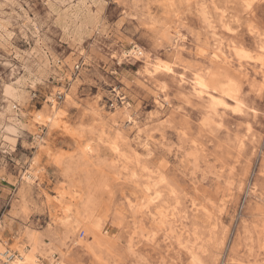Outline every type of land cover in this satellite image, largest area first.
<instances>
[{
  "label": "rangeland",
  "instance_id": "374dc122",
  "mask_svg": "<svg viewBox=\"0 0 264 264\" xmlns=\"http://www.w3.org/2000/svg\"><path fill=\"white\" fill-rule=\"evenodd\" d=\"M97 3L0 0V254H15L31 228L45 245L60 244L56 257L93 264L73 242L88 236L84 227L61 238L62 223L84 219L89 192L69 185L60 165L67 155L88 161L74 180L92 174L106 183L95 191L93 219L104 232L97 252L110 264H264V0ZM78 15L92 18L79 42L59 25ZM135 46L142 58L123 54ZM159 59L174 73L145 71ZM197 79L212 93L232 87L243 111H232L228 96L232 107L209 111ZM68 89L75 102L51 129L39 118L51 98L63 106ZM123 101L138 129L116 110Z\"/></svg>",
  "mask_w": 264,
  "mask_h": 264
},
{
  "label": "bare ground",
  "instance_id": "6f19581e",
  "mask_svg": "<svg viewBox=\"0 0 264 264\" xmlns=\"http://www.w3.org/2000/svg\"><path fill=\"white\" fill-rule=\"evenodd\" d=\"M60 20L61 21H60L59 25H60L61 29H63V31L66 34L73 35L74 37H76L77 38V41L78 40H82V38H84L83 37V34L89 28L90 24H92V18H91V16H88V15H82V16H79L78 15L77 18H75V20H71V21L68 18H65V16H63ZM214 39H215V36H214L213 40ZM217 46H218V44H217ZM136 47H138V48H136ZM263 48H264V46H263ZM220 49H222V48H220ZM242 51L244 52V50H242ZM128 53H130L132 55H135L137 57L139 56L138 58H142L143 55H144L143 54V50L139 46H135L133 49H131L129 51H126L123 54L124 55H127ZM230 53H231V51H230ZM201 54H203V53H201ZM140 55H142V56L140 57ZM259 59H261V58L256 57V60H259ZM70 64H71V61H70ZM165 66L171 67L172 68V74L174 73V69L170 65V63L169 62H166L164 60H161V59H159L155 63H152L151 62V63L147 64L146 65V68H145V71L147 73H149L150 75L151 74L153 75L156 72H158L157 71V67H159L161 70H164ZM200 80L203 81L205 84L209 85L208 82L205 79H200ZM183 81H184V79H183ZM222 86H223L222 84L221 85H216V87H215L216 90H215L214 93L210 92V88H211L210 86L209 87H205L203 89L204 95L207 96V99L209 101L208 102V105H207V108H208L209 111H216L217 112L219 106H223V104H227V102L225 100V96L234 98L235 99V102L237 100H239L238 99V96L235 94V92L233 91L232 87L229 86L228 89H227V87L225 88V87H222ZM195 91H198V93L201 91V89L199 88V85H198V87L195 88ZM70 93H71V91H69V89L66 90L67 99H66V102H65V104L63 106H57V105H55V103L52 104L54 102V100L51 98V105H50L49 109H46V113H44L43 114V117L39 118V120L41 122H43V123H46V125H48L49 128H51V129L62 128V126H63L62 119L64 118V116L63 117L59 116V113L64 112L67 115V110L66 109L68 108V105L71 104L72 102L73 103L75 102V100H74V93H75V91H72V94H70ZM198 93H197V95H198ZM226 93H227V95H225ZM238 94H240V93H238ZM199 96H201V95H199ZM121 99L122 100H125L126 99V96L123 95ZM215 101H222V103H219L218 104V103H215ZM122 103H123L122 109H118V107H117L116 110L119 111L120 113L124 114L123 118H125L127 120V122H129V124L131 125V128L132 129L133 128H137L138 129L139 127H138L137 121L134 118V116L132 115V113L130 112L129 103H126V101H123ZM240 104H242V102H240V100H239V106H241ZM230 106L232 107V105H229L228 107H230ZM237 107H238V105L237 106L235 105V108H237ZM46 108H48V107H46ZM238 110H241V109H238ZM241 111H243V108H242ZM116 113L117 112H115V113H113L111 115V119H112V125L111 126L112 127H113V124H119L118 123V119H117L118 115ZM49 115L52 116V121L53 122H49V119H48ZM97 115L100 118H103L104 117V114L103 113H97ZM56 125H59V126H56ZM9 129H11V128H9ZM118 129L119 130H117V132H116V137H118L120 141H122L121 139L127 138V135L128 134L126 133V131H124L123 127L120 126V127H118ZM120 146L121 145L119 144V142H116L114 144V149L115 150L116 149H119L120 150ZM56 156H58V155H56ZM64 157L65 156H63L60 159V155H59L58 158L60 160H62ZM82 157L79 156V157H76V158H71V159L69 158L68 159L67 158V155H66V160L65 161L63 160V162L61 161V163H60V165H64L65 171H67V173H68V176H67L66 179H68V183H69L70 186H72V185L76 186L77 184L80 183L82 185V187H84L85 191L86 190L89 191L87 194H85L86 195V202L81 205V209L82 210H80L81 212H83L84 219L81 218L82 220H78V215H76L77 216V220H74V221L66 220L64 223H62V226L61 227H63V230L61 231V238L63 239V238H66L67 236H70V234L75 233V231L77 230V228H79L81 226L84 227V229L87 232L88 236L86 238H78L77 240H73L74 244H78L80 246L86 247L87 252H90L91 255H92L93 264H110L109 262H107L105 260L106 258L101 253L97 252V248H99V246L101 245V242L100 241H101L102 236L104 235V232H103V226L101 225V222H98V221L96 222L93 219V207L96 205V200L99 198L98 196H96L95 191H98L100 187L105 186L106 183L103 180V178H101V177L100 178H94V176L92 174L85 176L84 173H82V175L85 176L83 180H78L77 179V181H76V180L73 179V177L76 178L79 175V172L80 171L83 172V170H84L83 168L88 165V161H86ZM55 158L57 160V157H55ZM59 159L57 160L58 162L60 161ZM37 160L38 159L36 158V162H37ZM54 160H52V161H54ZM56 160L54 161L55 163L57 162ZM56 164L59 165L58 163H56ZM32 169L29 170L28 173H25V175H26V177H27L28 180H32V179L36 178V174L33 173ZM65 175H66V173H65ZM80 178H82V176H80ZM147 190H150V186L149 185H146V191ZM152 195H153V197H152L153 200L155 198L157 199L160 196V192L159 191H154V192H152ZM133 196H134V199H136V201H137V202H135V204H138V201L143 198L142 196H139L138 194L137 195L135 194ZM136 213H137V211L135 212V214ZM77 214H79V213H77ZM168 214H170V213H168ZM164 216H165V214L163 215L162 212H160V218L159 219L162 220ZM172 220H173V218L170 217V219H168V222L170 221V223L171 222L172 223H175V221H172ZM136 222L137 221H135V223ZM174 229H173V227L171 228L172 232H175ZM51 234L53 236H55V232H51ZM13 247H14V245H13ZM14 250H15V254H13V253L7 254L6 251L2 252L0 254V261H3L5 264H17V262L20 260L21 254H23V256H24L25 259L32 260V261L35 262V264H47V263L48 264H69L66 261L65 255L63 253H60V257H56V251L57 250H59V251L61 250L60 249V244H54V243H52L50 246L45 245L42 242L41 235L37 231H35V230L31 229V228H27L24 231V233L21 236V238L18 239L17 243L15 244ZM42 257H44L46 259H42ZM96 259L98 260V263L96 262Z\"/></svg>",
  "mask_w": 264,
  "mask_h": 264
},
{
  "label": "snow or ice",
  "instance_id": "6c2138e0",
  "mask_svg": "<svg viewBox=\"0 0 264 264\" xmlns=\"http://www.w3.org/2000/svg\"><path fill=\"white\" fill-rule=\"evenodd\" d=\"M103 6H104V0H98V3L96 5L97 9L102 8ZM124 6L127 7V5H124ZM245 6L251 7L250 4H247V0H245ZM122 19H124V18L122 17ZM230 30L231 29H229V31ZM241 55L247 56L248 54L247 53H242ZM262 62H264V61H262ZM160 70L161 69L159 67H157V71H160ZM164 71H166L168 73H172V68L165 66ZM196 83L199 85V88L201 89V91L198 93V95L203 96L204 95L203 89L205 87H209V85L205 84L203 81H201L199 79H197ZM225 95H227V93ZM157 102L159 103V101H157ZM215 103H218L219 104V103H222V101H215ZM237 104H238V107H239V101L238 100H237ZM223 107L224 108H228V104H223ZM238 107L237 108H233L231 110L234 111V112L235 111H238ZM59 116H61V117L66 116V113L61 112V113H59ZM48 119H49V122H53L51 115H49ZM56 126H59V125H56ZM116 150L119 151V149H116ZM17 264H35V262L32 261V260L25 259L24 256H23V254H21L20 260L17 262Z\"/></svg>",
  "mask_w": 264,
  "mask_h": 264
},
{
  "label": "built area",
  "instance_id": "2783aa9c",
  "mask_svg": "<svg viewBox=\"0 0 264 264\" xmlns=\"http://www.w3.org/2000/svg\"><path fill=\"white\" fill-rule=\"evenodd\" d=\"M76 68H79V66H77ZM63 96H65L64 95V93L63 92H60L59 94H58V99H62L63 98Z\"/></svg>",
  "mask_w": 264,
  "mask_h": 264
}]
</instances>
